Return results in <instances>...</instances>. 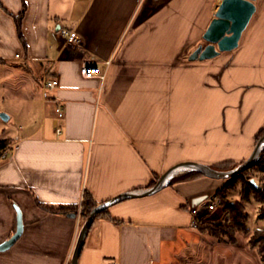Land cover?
<instances>
[{
	"label": "crops",
	"instance_id": "crops-1",
	"mask_svg": "<svg viewBox=\"0 0 264 264\" xmlns=\"http://www.w3.org/2000/svg\"><path fill=\"white\" fill-rule=\"evenodd\" d=\"M220 2L0 0V60L44 67L41 83L0 66L41 89L58 81L40 123L9 137L0 157V243L15 232L13 205L23 223L0 264L70 263L79 214L47 212L35 199L74 205L86 191L99 204L181 162L249 156L264 126V0L254 1L235 49L189 60ZM104 60L103 80L81 75L83 64ZM219 185L199 177L111 205L88 229L77 264H226L231 251L190 224L191 200Z\"/></svg>",
	"mask_w": 264,
	"mask_h": 264
},
{
	"label": "water",
	"instance_id": "water-1",
	"mask_svg": "<svg viewBox=\"0 0 264 264\" xmlns=\"http://www.w3.org/2000/svg\"><path fill=\"white\" fill-rule=\"evenodd\" d=\"M255 0H221L214 17L209 22L207 28L202 34V39L206 43L198 45L189 55V60H205L219 55L221 52H227L238 46L242 32L247 27L252 15L255 12ZM3 119H7L5 114H0ZM264 149V133L254 145L249 156L238 166L229 170H217L207 164L198 162H181L165 170L155 181L154 185L145 189L128 191L121 193L110 200L99 203L94 207L89 216L81 225L74 248L71 254L69 264H77V259L82 248L85 235L92 225L99 212L109 208L111 205L120 201L132 198H140L155 194L164 188L170 179L180 173L196 171L201 175L213 180H227L238 176L245 169L251 167L259 158ZM254 184V180L250 181ZM206 198V195L195 197L191 200V206H196L200 201ZM16 212L15 232L5 241L0 243V251H5L12 246L18 239L23 230L22 214L20 209L13 205ZM74 216V214H72Z\"/></svg>",
	"mask_w": 264,
	"mask_h": 264
},
{
	"label": "rangeland",
	"instance_id": "rangeland-1",
	"mask_svg": "<svg viewBox=\"0 0 264 264\" xmlns=\"http://www.w3.org/2000/svg\"><path fill=\"white\" fill-rule=\"evenodd\" d=\"M200 44L204 46L206 43L201 41ZM23 76L27 75H22L17 71H9L8 67L0 66V114L7 116V119L0 116V140L7 137L8 145L11 143L9 137H19L29 132L40 123L42 116V89L34 81L29 85L25 80L23 83L21 80L22 78L25 79ZM243 176L249 181L254 180V186H264L263 171L251 169ZM217 183L220 184L219 187L213 194L209 195L217 196L220 205L216 211L214 210L201 219L204 224L218 227L231 226L230 206L234 203H240L247 215V227L250 229L264 227V217L259 216L261 203L253 198L252 191L249 192L247 198H243L241 180L236 181L229 189L223 188L224 181H217ZM218 189L221 190L223 199L216 193ZM200 223L202 222L199 221L197 224ZM210 238L212 243L220 242L211 236ZM220 243L222 248L231 251V253H228V256H231L226 264H262L257 251L248 244V235L238 233L234 244Z\"/></svg>",
	"mask_w": 264,
	"mask_h": 264
},
{
	"label": "trees",
	"instance_id": "trees-1",
	"mask_svg": "<svg viewBox=\"0 0 264 264\" xmlns=\"http://www.w3.org/2000/svg\"><path fill=\"white\" fill-rule=\"evenodd\" d=\"M24 4V3H23ZM21 16L22 12H20L18 15L14 16V22L17 28V32L19 35V38L25 46L23 36L21 33ZM0 63H8L11 66H13L16 70L19 72H24L31 74L32 77L35 79V81L40 84L41 83V77L42 72L44 70V67L42 66H36V65H30L28 63H11L8 60H0ZM264 133V126L259 129L257 134L254 138L253 147L256 144V142L259 140V138ZM8 139L2 138L0 140V157L2 155V151L5 147L8 146ZM245 159L239 160L237 162L235 161H224L220 162L216 165H211V167L217 169V170H229L232 169L239 164H241ZM251 169H257L259 171L264 172V149L261 152L259 158L257 161L249 168L245 169L241 174L238 176L232 177L227 180H216L217 181H224L223 188L229 189L231 188L234 183L238 180L242 181V196L243 198H247L249 192L252 191L253 198L256 201H259L261 203L260 206V212L259 216L264 217V186H254L248 179H245L243 175L247 174ZM199 177H205L201 175L200 173L196 171H188L185 173H182L180 175L174 176L170 179L168 184L166 186H171L176 182L181 181H190L197 179ZM158 176H154V180L150 182L148 187L154 185L155 181L157 180ZM243 179V180H242ZM216 193L222 198L221 190H217ZM223 199V198H222ZM38 206L46 210L47 212L53 213V214H61L65 215L67 213H74L79 214L80 217V223L81 225L86 220V218L89 216L91 210L98 205V203L93 199L92 195L88 192H84L80 204H74V205H59V206H52V205H45L43 203L37 202ZM231 208V226H213L211 224H204L202 220H200L202 223L197 224L195 226V229L200 233H205L214 239L224 242L227 244H234L236 243V237L238 233H243L248 235V244L251 248L255 249L260 256V261L262 264H264V227L262 228H254L250 229L246 225L247 215L245 212V209L242 204H232L230 206ZM107 214V209L102 210L97 214L95 218L104 217Z\"/></svg>",
	"mask_w": 264,
	"mask_h": 264
},
{
	"label": "built area",
	"instance_id": "built-area-1",
	"mask_svg": "<svg viewBox=\"0 0 264 264\" xmlns=\"http://www.w3.org/2000/svg\"><path fill=\"white\" fill-rule=\"evenodd\" d=\"M65 33V32H63ZM69 39L75 40L74 35H70ZM109 60H104L98 63H87L83 64L80 68V73L84 78H98L103 80L105 77L106 69L109 65ZM58 86V81L54 78H47L42 81V90L43 96L47 97V92L52 90ZM55 113L57 118L63 117V110L60 105H57L55 108ZM56 134L60 133V127H55ZM220 205V200L217 196L214 195H206L202 201H200L196 206L190 207L191 214V226H195L204 216L209 213L216 211L218 206ZM109 264H116L115 262H110Z\"/></svg>",
	"mask_w": 264,
	"mask_h": 264
}]
</instances>
